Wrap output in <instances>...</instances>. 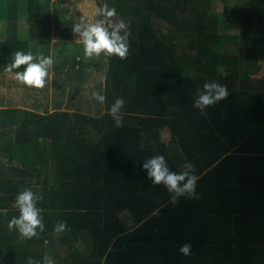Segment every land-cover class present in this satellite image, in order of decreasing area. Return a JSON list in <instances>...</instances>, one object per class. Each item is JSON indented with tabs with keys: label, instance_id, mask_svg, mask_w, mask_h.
<instances>
[{
	"label": "trees",
	"instance_id": "obj_1",
	"mask_svg": "<svg viewBox=\"0 0 264 264\" xmlns=\"http://www.w3.org/2000/svg\"><path fill=\"white\" fill-rule=\"evenodd\" d=\"M106 2L129 13L124 59L51 41V0H0V80L13 78L3 69L14 52L49 56L60 42L53 60L70 65V83L103 71L106 97L91 114L72 109L81 93L72 87L26 106V88L18 101L0 86V264L45 255L55 264H264V75L252 76L264 58V0ZM206 81L228 95L202 114L193 101ZM116 98L125 100L119 127L108 114ZM154 155L177 172L191 162L198 198L173 205L152 185L141 164ZM25 188L43 197L45 229L30 239L8 228ZM58 221L68 230L55 233Z\"/></svg>",
	"mask_w": 264,
	"mask_h": 264
},
{
	"label": "clouds",
	"instance_id": "obj_2",
	"mask_svg": "<svg viewBox=\"0 0 264 264\" xmlns=\"http://www.w3.org/2000/svg\"><path fill=\"white\" fill-rule=\"evenodd\" d=\"M95 15L100 17L91 23H77L72 27L73 34L83 45V56L93 58L115 55L121 59L128 54V39L130 29L123 19L115 22L111 18L117 16L115 7H110L103 3L95 10ZM52 56H45L42 53L34 56L32 52L16 51L10 63L4 66V71L13 74V78L22 85L32 88H43L46 77L50 74L53 66ZM21 66L23 70L20 69ZM17 70V71H14ZM228 95L227 87L216 82L206 81L202 89L197 90L193 101V107L199 109L203 114L205 109L225 99ZM94 99L103 104L106 97L100 92H93ZM125 104L123 98H116L108 109V114L113 118L115 124L122 125L121 109ZM141 168L146 172V179L152 185H162L170 194V201L176 204L180 197L187 199L198 198L196 193V182L198 177L194 174V166L191 162H186L181 171H172L163 155H154L145 159ZM43 197L31 188L20 191L14 200V207L18 209V215L13 216L8 221V228L19 233L21 238L30 239L44 231L45 225L41 215L42 209L37 206L38 201ZM68 230L66 221H58L53 231L57 234ZM178 251L182 255H189L191 252L190 244H182ZM27 264H55V260L45 255L42 260L27 258Z\"/></svg>",
	"mask_w": 264,
	"mask_h": 264
},
{
	"label": "rangeland",
	"instance_id": "obj_3",
	"mask_svg": "<svg viewBox=\"0 0 264 264\" xmlns=\"http://www.w3.org/2000/svg\"><path fill=\"white\" fill-rule=\"evenodd\" d=\"M55 1H57L58 3L56 4ZM241 2V0H228L229 5H238ZM52 3V12H53V19L51 22V33H52V40L51 41H56V40H63L62 42L66 44V47L68 50L73 49V48H79L82 49L83 45L82 43L78 44L76 43L72 38L71 35L76 36L75 34H73L72 32V27L74 24L77 23H91L93 21H95L96 19H99L100 17H97L95 15V10L100 7L103 3H107L106 0H51ZM108 4V3H107ZM221 6V4H218ZM69 10L71 12H69ZM61 11V12H60ZM117 12V16L111 18L113 20V22H115L117 19H123L126 23H128V16L129 13L128 12H121L116 10ZM225 18V17H224ZM227 18V17H226ZM225 18V19H226ZM25 26V24L23 25ZM159 28H161V32H165L166 29L168 28V24L164 23L163 25H159ZM236 31L237 27L235 28ZM62 37V38H61ZM60 42H57L56 46L54 49L55 52H58V47L57 45H59ZM227 45L225 46L226 50H228L229 52H237L236 48L237 45L235 44V42H233L232 40H230V42L226 43ZM236 50V51H235ZM56 53L53 52V50H50V56H52V58H54L55 60L57 59V55ZM37 55V54H36ZM104 60V57H101ZM54 61V60H53ZM60 61V60H59ZM58 61V62H59ZM58 62L54 63V67L52 66V68L50 69V74L48 77H46V83L45 86L43 88L37 89V88H32L25 85L20 84L19 82H17L14 78H12V76L10 74L7 75V77L5 79H1L0 81H2L0 83V86H2L1 88L4 89L5 94L7 95H11L13 96V98H15L18 101H21V94L23 92V89H25L24 93L30 94V96L25 95V97L27 98V100H22V102L24 101V105L29 106L33 101V99L35 98V96L38 97V99H40L41 101H45L46 99L50 101V103L52 102V100L54 99L55 96V92H59L61 94L62 90L64 88H70L72 87L73 90H75L76 92L78 90H81V93L79 94V96H76L77 94L73 93L75 97V99L73 100L72 98V94L69 96V98L71 100H73L74 103L77 102V98L79 100V106H73L72 109L74 110H79V108L81 106L80 109L81 110H85L86 106H90L92 107V111L91 114H96V112H98L99 110L102 109V106L99 108V103H97V101L94 99L93 97V92H100V84H96V81L99 82V80H102L104 77V72H99L96 75H94L93 71L91 70V72H89L88 74L89 76V82H81L79 81V85L78 86V81L75 80L72 84L70 83V77L68 74V68H70V65L66 66L64 64H58ZM61 63H63L62 61H60ZM60 65L59 69L56 70V66ZM264 65V64H262ZM12 78L13 80L10 82L8 78ZM92 82V83H91ZM103 84V83H101ZM13 92L18 91V94L15 95L14 93L10 92V90L7 88V86H11ZM94 86V87H93ZM2 89H0V91H2ZM69 90V89H68ZM12 94H10V93ZM63 94L64 93L62 92ZM62 95V94H61ZM67 96V97H68ZM6 97V95H5ZM46 97V98H45ZM56 98L60 97L58 96V94H56L55 96ZM84 104V105H83ZM51 107V106H50ZM90 113V112H89ZM122 216H124L125 214L128 215V213H124L121 212L120 213Z\"/></svg>",
	"mask_w": 264,
	"mask_h": 264
},
{
	"label": "crops",
	"instance_id": "obj_4",
	"mask_svg": "<svg viewBox=\"0 0 264 264\" xmlns=\"http://www.w3.org/2000/svg\"><path fill=\"white\" fill-rule=\"evenodd\" d=\"M62 38V37H61ZM71 38L76 42V43H78V44H80V42H79V40H78V38H76V36H74V35H71ZM53 39V38H52ZM60 40V39H59ZM36 54L37 55H39V50L37 49V51L35 52V56H36ZM261 60V59H260ZM261 62V65L262 64H264V58L260 61ZM264 75V65H262V69L259 71V72H257L256 74H254V75H252L253 77H255V79H258V78H260L261 76H263ZM92 83V82H91ZM101 83H104V81H103V79L102 80H99V82H97L96 81V84H101ZM94 87V86H93ZM122 216V215H121ZM127 217H128V215H126V216H122V218H124V219H127Z\"/></svg>",
	"mask_w": 264,
	"mask_h": 264
}]
</instances>
